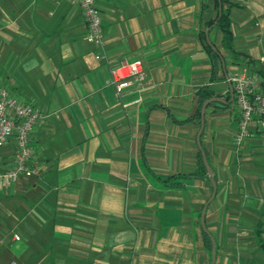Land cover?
<instances>
[{
    "label": "crops",
    "instance_id": "1",
    "mask_svg": "<svg viewBox=\"0 0 264 264\" xmlns=\"http://www.w3.org/2000/svg\"><path fill=\"white\" fill-rule=\"evenodd\" d=\"M95 3L101 47L76 2L0 0V83L51 113L30 133L40 175L0 192V264H210L198 92L228 100V77L264 68V0H231V49L209 25L216 0ZM205 31L224 67L219 57L214 70ZM135 59L146 77L118 99L109 68ZM237 122L233 100L206 107L216 192L204 223L214 264H264V129L251 121L237 149ZM14 149L1 147L5 163Z\"/></svg>",
    "mask_w": 264,
    "mask_h": 264
},
{
    "label": "built area",
    "instance_id": "2",
    "mask_svg": "<svg viewBox=\"0 0 264 264\" xmlns=\"http://www.w3.org/2000/svg\"><path fill=\"white\" fill-rule=\"evenodd\" d=\"M76 2L86 22V38L98 46L103 44L101 17L95 0H56ZM97 59L106 58L102 52ZM110 84L115 96L121 99L132 87L139 88L146 77L142 61L135 59L109 68ZM232 85L233 101L238 110L237 128L232 141L238 149L248 135V126L255 121L264 129V68L260 73H251L247 68L228 78ZM51 113L42 112L32 105L20 101L0 83V149L14 139L15 149L11 161L5 163L0 156V192L10 188L22 175H40L39 166L32 162L30 133L33 126ZM18 239V236H15Z\"/></svg>",
    "mask_w": 264,
    "mask_h": 264
},
{
    "label": "trees",
    "instance_id": "3",
    "mask_svg": "<svg viewBox=\"0 0 264 264\" xmlns=\"http://www.w3.org/2000/svg\"><path fill=\"white\" fill-rule=\"evenodd\" d=\"M231 5V0H216V6H217V10L219 9V7L221 8V12L220 15H217V17L214 19V21H212L211 23H209V25L213 24L215 21V26L220 29V31L222 32V39H221V44L224 48L227 49H231L232 47V32L230 29V24H231V18L229 17V7ZM208 25V26H209ZM203 35V34H202ZM203 37V36H201ZM205 48L207 49V51L210 53L212 59H213V66H214V70L216 68V66L218 65L219 62V55L218 53H220L219 49H211V47L205 42ZM198 101H197V108L195 111V117L200 119V107L202 102L209 98L212 97V95L208 92V91H199L198 92ZM198 163H199V167L204 171L205 173V167L203 165L202 162V158H201V152L200 150L198 151ZM206 174V173H205ZM196 175V173H193L191 176ZM170 179H166L163 180L162 182H168ZM204 235V239H205V243L207 245V248L209 250H211V240L210 237L206 234L203 233Z\"/></svg>",
    "mask_w": 264,
    "mask_h": 264
},
{
    "label": "water",
    "instance_id": "4",
    "mask_svg": "<svg viewBox=\"0 0 264 264\" xmlns=\"http://www.w3.org/2000/svg\"><path fill=\"white\" fill-rule=\"evenodd\" d=\"M220 12H221V8L219 7L218 15H220ZM215 23H216V21H215ZM205 39H206V43L211 47V49L215 50V47L212 45V43L210 42V40L208 38V31H205ZM218 55L220 57L221 64L224 67V65H225L224 59L222 58L220 53H218ZM229 96H230V98L228 100L223 99L221 97L212 96V97H209V98L205 99L202 102L201 107H200V127H199V130H198L197 134H196V143H197V146H198V148H199V150L201 152L202 162H203V165L205 167L206 174L208 176L210 184L212 186V193H211L210 197L208 198V200L205 202L204 206L201 209V213H200V226H201L202 230L210 237V240H211V261H210V264H214V262H215L216 251H215V246H214V240H213L212 236L210 235V233L207 231L205 223H204V214H205V209H206L207 204L209 203V201L215 195V192H216V181L214 179V173L212 172V170H211V168L209 166V163L207 161L206 154H205L204 150L201 147L200 135H201V133L203 131V127H204V114H205L206 107L212 102L230 103L233 100V90H232V85H231L230 82H229Z\"/></svg>",
    "mask_w": 264,
    "mask_h": 264
},
{
    "label": "rangeland",
    "instance_id": "5",
    "mask_svg": "<svg viewBox=\"0 0 264 264\" xmlns=\"http://www.w3.org/2000/svg\"><path fill=\"white\" fill-rule=\"evenodd\" d=\"M10 238H11V237H8V239H7L8 241H7V243L9 242Z\"/></svg>",
    "mask_w": 264,
    "mask_h": 264
}]
</instances>
